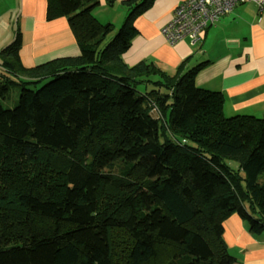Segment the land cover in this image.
<instances>
[{
	"label": "trees",
	"instance_id": "16d2710c",
	"mask_svg": "<svg viewBox=\"0 0 264 264\" xmlns=\"http://www.w3.org/2000/svg\"><path fill=\"white\" fill-rule=\"evenodd\" d=\"M154 1L125 0L108 40L99 0H48L80 55L0 53V264H236L225 221L264 233V118L226 117L203 65L123 60Z\"/></svg>",
	"mask_w": 264,
	"mask_h": 264
},
{
	"label": "crops",
	"instance_id": "0c3cea01",
	"mask_svg": "<svg viewBox=\"0 0 264 264\" xmlns=\"http://www.w3.org/2000/svg\"><path fill=\"white\" fill-rule=\"evenodd\" d=\"M124 1L99 0L93 15L101 23L120 25L130 11ZM184 1L155 0L134 19L137 34L124 62L128 66L153 62L169 75L183 63L186 70L203 65L195 84L224 96L226 117L264 118V6L261 10L252 2L237 5L202 34L199 44L187 38L170 44L161 29ZM47 4L48 0H0V53L20 36L19 57L26 69L80 55L68 20L48 21ZM223 239L236 264H264V233L252 234L238 215L225 221Z\"/></svg>",
	"mask_w": 264,
	"mask_h": 264
},
{
	"label": "built area",
	"instance_id": "2783aa9c",
	"mask_svg": "<svg viewBox=\"0 0 264 264\" xmlns=\"http://www.w3.org/2000/svg\"><path fill=\"white\" fill-rule=\"evenodd\" d=\"M255 3L263 10L264 0H186L173 13L172 20L161 29L170 44L189 39L199 44L202 34L240 4Z\"/></svg>",
	"mask_w": 264,
	"mask_h": 264
},
{
	"label": "rangeland",
	"instance_id": "374dc122",
	"mask_svg": "<svg viewBox=\"0 0 264 264\" xmlns=\"http://www.w3.org/2000/svg\"><path fill=\"white\" fill-rule=\"evenodd\" d=\"M127 16V15H126ZM125 16V17H126ZM105 23H109V22H105ZM104 23V24H105ZM123 24H124V22L122 23V24H120V25H117V26H114V24H113V26H114V30H115V32L108 38V40H111L113 37H114V35L120 30V28L123 26ZM14 94V93H13ZM15 95V94H14Z\"/></svg>",
	"mask_w": 264,
	"mask_h": 264
}]
</instances>
